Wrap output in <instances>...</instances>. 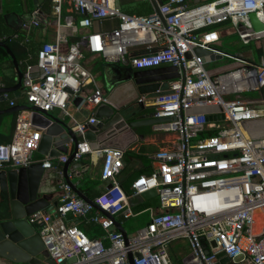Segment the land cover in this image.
Returning a JSON list of instances; mask_svg holds the SVG:
<instances>
[{"label": "built area", "instance_id": "built-area-1", "mask_svg": "<svg viewBox=\"0 0 264 264\" xmlns=\"http://www.w3.org/2000/svg\"><path fill=\"white\" fill-rule=\"evenodd\" d=\"M47 1L57 21L55 40L41 45L34 65L29 52L22 62V102L9 93L1 97L9 107L31 105L71 120L78 138L74 161L94 154L101 158L100 181L108 183L92 199L100 210L127 219L132 215L128 201L151 189L159 202L145 210L147 224L125 241L111 219L64 182L57 166L66 162L71 148L67 155L41 160L43 169L56 170L60 199L51 211L34 212L27 222L41 234L53 264H130L129 255L132 264H171L169 249L180 240L188 242L194 264H217L220 252L231 264H264V137L251 133L255 122L264 121V53L257 63L237 55L226 70L206 69L218 56H229L216 49L223 26L244 45L264 41V29L254 31L249 19L253 14L264 26V0H165L147 15L126 14L111 0ZM39 14L34 8L21 25L23 35L3 36L0 42L26 45L30 30L40 26ZM107 21L116 26L92 30ZM197 48L210 54L199 57ZM259 49L264 52L263 45ZM86 58L137 71L173 67L178 73L137 100L150 107L153 118L168 119L153 129L171 139L152 155L151 174L139 175L131 194L119 182L124 151L92 150L85 138L96 122V108L108 103ZM82 112L87 117L77 119L75 113ZM32 114L16 113L10 141L0 144V171L35 163L43 132L32 124ZM79 219L98 226L103 235L89 238L78 228Z\"/></svg>", "mask_w": 264, "mask_h": 264}, {"label": "water", "instance_id": "water-1", "mask_svg": "<svg viewBox=\"0 0 264 264\" xmlns=\"http://www.w3.org/2000/svg\"><path fill=\"white\" fill-rule=\"evenodd\" d=\"M42 0H33V3ZM155 11L158 5L165 0H150ZM249 19L253 25L254 31H262L264 26L260 23L255 15L251 14ZM0 48L3 49L10 58L16 72L15 83L11 87L0 89V104L7 101L1 97V94L9 93L14 98H20V87L22 82V71L15 56L6 43L0 42ZM195 53L199 57L207 56L210 51L197 48ZM132 56V55H131ZM221 59L220 56L216 58ZM208 60V59H206ZM108 89L116 84L126 81H132L137 87L139 94L143 95L155 91L160 82L178 78L177 70L173 67H162L156 69L142 70L133 72L130 67H122L119 63L103 64ZM112 76V81L107 78ZM115 80V81H114ZM112 82V83H111ZM166 88V83L163 84ZM80 99L74 101L78 105ZM21 110L32 111V124L43 128L42 137L37 152L43 158H57L61 155H67L68 146L71 145V153L65 163L62 164L63 180L70 186L72 191L85 202L93 205L96 210L112 220L116 229L122 234L127 241V233L122 225L105 211L100 210L92 202V199L81 193L69 177L68 171L71 165H76L74 155L77 149L78 138L72 131V126L65 122L54 113L44 112L31 105L18 104L14 107L0 109V116L16 113ZM144 110L142 103L135 101L123 108H114L110 104H101L95 110L96 122L88 126L85 138L90 143H105L108 139L118 136L126 130H133L139 126H153L167 122V118L156 119L151 113L138 115ZM216 116L214 119H219ZM212 120L213 118H208ZM99 137H103L99 140ZM48 178L46 170L42 168V162L32 163L27 168L4 169L0 171V260L11 264H53L47 250L43 244L41 234L33 228L28 222L27 217L34 212L45 210L51 211L57 205V201L52 202L53 194L42 190L45 179ZM104 185L108 180L102 182ZM56 186L57 181H52ZM157 197L155 189L148 190L128 201L129 207H134L144 201ZM135 200V202H133ZM213 246H215L213 244ZM219 260L217 264H231L224 252L216 255ZM129 262L132 264V256L129 255ZM193 256L190 255L183 261V264H194Z\"/></svg>", "mask_w": 264, "mask_h": 264}, {"label": "crops", "instance_id": "crops-1", "mask_svg": "<svg viewBox=\"0 0 264 264\" xmlns=\"http://www.w3.org/2000/svg\"><path fill=\"white\" fill-rule=\"evenodd\" d=\"M135 1L147 4V6H145V7H143V6L139 7V11H141L144 8H148L152 12L154 9L151 1H142V0H135ZM45 2H48V1L42 0L41 2H37L36 4H34L33 0H0V21L3 22L4 27L12 35L14 33H19L20 35H23V31L21 30L22 23L28 18L29 13L34 8H36V7L39 8L40 14H39L38 19L40 22V26L37 28H32L30 30L29 42L26 45H24L25 49L28 50L27 52L31 53L32 56H33V54H32L33 51H36V50L38 51V49L41 47L42 44L53 42L55 40L56 32L58 31L57 21L55 18H53L51 16V13H50V5H48V7L46 8L44 6ZM111 2L113 3V5L119 7L121 9V11L123 12L119 0H111ZM192 2L197 3V2H199V0H193ZM124 13H126V12H124ZM150 13H148V14H150ZM126 14H129V13H126ZM130 15H143V14H130ZM114 26H116V21H111V22L107 21V22H103L101 25L94 24L92 30H106V29H110ZM221 30H222V38L221 39H223L226 35L233 33L228 28V26H223L221 28ZM82 31H86V30H81V32ZM59 32L65 34L67 36L69 35L68 30H66L65 28H60ZM12 43L14 44L15 52L17 54L21 55L22 54L21 50L23 49L22 46H20L17 42H12ZM262 43L264 44V41ZM239 55H241V54H239ZM261 55H260V57H261ZM26 56H27V53H26ZM25 59H26V57H25ZM25 59H23V60H25ZM95 59H98V58H95ZM120 65L122 67H128L125 64H120ZM159 68H162V67H159ZM154 69H156V68H154ZM0 70L2 71V74H3L0 77V83L9 82L10 79L12 78V70L10 68V64L8 62L0 63ZM136 71L137 70H133V72H136ZM140 71H142V70H140ZM101 75H102V73H101ZM95 77L97 79L96 75H95ZM107 78L108 79L111 78L110 81H112V76L107 75ZM15 79H16V77H15ZM98 83L101 86V88L103 89L104 95L108 100V104L112 105L114 108H123L125 106H128L129 104H132L133 102L137 101L139 99V97L141 96V94H139V92L137 91V87L135 86V84L132 81H126L124 84H121V83L116 84L113 87H111V89H108L107 86H105V80L103 81L104 84H102L100 81ZM11 97H13V96L11 95ZM257 98H258V96H255L253 99H257ZM143 106H144V110L138 114L139 116L151 113V109L148 105L143 104ZM5 107L10 108L8 105V102L5 103ZM16 113H13L14 119H15ZM2 116H0V144L10 141V138H11V135L13 132V124H14V119H13V124H12L11 128L9 129V131H3L2 132L1 131V125H2L1 124L2 123L1 118H2ZM75 116L79 120H82V119L87 117L85 112L75 113ZM59 117L63 118L62 115L60 114V112H59ZM253 126L255 128H260L261 126H264V121L255 122L253 124ZM36 127L39 128L40 130H43V128H40V126H38V125ZM137 128L138 129H136V130H126L123 133L118 134V136L108 139L105 143H101V141H99L97 143H90V147L92 150H102V149H105L107 147H117V148L122 149L124 151V153L125 152H131L135 156V158L129 160L128 171H130V172L139 170V168L141 167V163L139 162V159H138L139 156L146 158L150 163L151 169H153V166H152L153 163L151 160L152 155L159 148L166 146L167 142L171 139V136L169 134L154 131L153 126H139ZM142 128H146L144 131H147V133H144L143 130H141ZM262 135H264V129H263ZM102 139H103V137H99V140H102ZM70 148L71 147L69 145L68 149L70 150ZM44 159H46V158H43L37 151L33 155V160L35 162H40L41 160H44ZM81 160H83L82 163L80 162ZM81 160L79 162H76V165H78V167L71 165V167L68 171L69 177L71 178L72 182L77 187V189H79V187L81 186V181L85 177H89L90 179L100 181L101 158L94 154L92 157L84 156ZM125 165L126 164L124 162V166ZM57 167H58L57 169H60L62 171V164H59ZM88 172L90 173L89 175H88ZM46 175L48 178L45 179V182L43 183L44 185H43L42 190H45L46 192L53 194V199L51 201V204H52V202H54V201L58 202L60 199V190L58 188V185H59L58 183L60 181L57 178L56 170L55 171L54 170H46ZM54 180L57 181L56 186L52 185V181H54ZM104 187H105V185L101 182V184L97 187V191H100V190L103 191ZM157 201H158V198H157ZM133 202H135V200ZM144 202H146V201H144ZM144 202H142V203H144ZM152 207H154V206H152ZM145 210L139 212L138 214H135L133 211V207H130V211H131L132 215L129 218L122 219L120 216H116V218H117V221L120 222V224L122 225V222H121L122 220H128L130 218L137 217L143 213H147ZM68 219L70 220V218H68ZM70 221H72V220H70ZM143 227H141L140 229H142ZM123 228L126 231L127 236L133 235L134 233H136L137 231L140 230L139 228L133 229V227H130V226L128 227V230L125 227H123ZM172 245H171L170 249L172 248ZM170 249H169V258H170ZM185 259H187V257L183 258V260L181 261L182 264H183V261ZM170 262H171V258H170ZM0 264H11V263L0 260ZM171 264H172V262H171Z\"/></svg>", "mask_w": 264, "mask_h": 264}, {"label": "rangeland", "instance_id": "rangeland-1", "mask_svg": "<svg viewBox=\"0 0 264 264\" xmlns=\"http://www.w3.org/2000/svg\"><path fill=\"white\" fill-rule=\"evenodd\" d=\"M193 0H189V3L192 4ZM212 0H199L200 3H207ZM121 8L123 12L129 13V14H148L147 12L150 11L148 8H144L141 11H139V7L147 6L146 3H140L135 0H119ZM264 45L261 42H255L251 41L248 45L242 44V42L239 40V37L236 33H231L226 35L223 39H221V42L216 47V49L222 53H225L229 55L228 57H224L222 59H219L214 62H210L206 64V69L208 71L212 72H221L223 69L229 67L230 65H233L236 61L233 57L241 54L245 59H251L255 63H257L260 59V55L263 56V52L260 51V46ZM84 64L88 66L94 75L97 76V81L101 82L105 80V86H108V81H106L105 73L103 71V63L99 59L95 58H86L84 60ZM21 69V68H20ZM102 73V75H101ZM2 71L0 70V77H1ZM125 82L121 83L124 84ZM252 97L258 96V93H250ZM23 98L18 99V102L21 103ZM55 115L59 116L58 111H53ZM14 114L9 113L2 116V125H1V131H9L13 124ZM65 122L68 125H71V120L68 118H65ZM264 126H261L260 128H254L252 129L251 133L255 137H264L263 134ZM90 173L88 172V175ZM75 181V180H74ZM157 201V197H154L146 202H149L150 204H153ZM149 220L148 214L143 213L137 217L130 218L128 220H122V226L125 227L128 230V227H133V229L141 228L143 227ZM190 248L188 246V243L186 240H180L172 245V248L170 249V258L172 264H182L183 258H188L190 255Z\"/></svg>", "mask_w": 264, "mask_h": 264}, {"label": "trees", "instance_id": "trees-1", "mask_svg": "<svg viewBox=\"0 0 264 264\" xmlns=\"http://www.w3.org/2000/svg\"><path fill=\"white\" fill-rule=\"evenodd\" d=\"M213 1V0H212ZM49 5L48 2L44 3V6L47 8ZM150 11H148L147 13H150ZM12 34L9 33V31L4 27L3 22L0 21V38H2L3 36H11ZM73 40H76V37H73ZM4 43L7 44V46L10 48L11 52L13 53V55L15 56L17 62L19 63V66L21 68V71L24 70V65L22 64V62L24 61L23 59H25L26 57V53H28L27 49H25V46L22 45V54L19 55L15 52L14 49V44L12 42H9L8 40L4 41ZM36 51H33V56L31 58V60H29V63L34 65L36 63ZM2 62H8L10 64V68L12 70V78L10 79L9 82L5 83L2 82V84L6 87H11L14 85L15 83V77H16V73L13 67L12 62L10 61L9 56L7 55V53L0 48V63ZM88 67V66H87ZM230 67V66H229ZM227 67V68H229ZM227 68H225L224 70H226ZM11 96V95H10ZM13 98V97H12ZM138 128H134L133 130H136ZM146 128H142L141 130H143L144 133H147V131H144ZM135 156L131 153V152H125L124 153V162H125V166L123 171L121 172L120 176H119V182L120 185L122 187V189L124 190V192L126 194H131L132 189V183L135 181V179L139 176V175H150L152 172V169L150 167V163L149 161L142 157L139 156V162L141 163V167L139 168V170L136 171H128V163L130 159H134ZM81 163L83 162V160L80 161ZM101 184L100 181L94 180V179H90L89 177H85L82 181H81V186L79 187V190L81 191V193H83L84 195H86L87 197L93 199L94 197H96L97 195L101 194L103 191H97V187ZM159 202L156 201L153 204H150L149 202H144L141 204H137L135 207H133V211L135 214H138L139 212L149 208V207H158ZM71 219V218H70ZM78 225V228L83 231L89 238H99L103 235V231L96 225L93 224H87L86 222H84L82 219L80 220H76L75 221Z\"/></svg>", "mask_w": 264, "mask_h": 264}, {"label": "flooded vegetation", "instance_id": "flooded-vegetation-1", "mask_svg": "<svg viewBox=\"0 0 264 264\" xmlns=\"http://www.w3.org/2000/svg\"><path fill=\"white\" fill-rule=\"evenodd\" d=\"M0 108H1V109H6V107H5V103L0 104Z\"/></svg>", "mask_w": 264, "mask_h": 264}]
</instances>
